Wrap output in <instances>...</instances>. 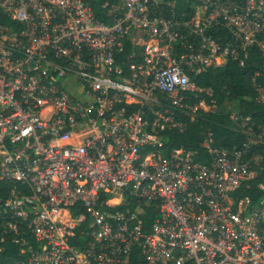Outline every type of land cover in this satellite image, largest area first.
Instances as JSON below:
<instances>
[{
  "label": "built area",
  "instance_id": "2783aa9c",
  "mask_svg": "<svg viewBox=\"0 0 264 264\" xmlns=\"http://www.w3.org/2000/svg\"><path fill=\"white\" fill-rule=\"evenodd\" d=\"M0 0V245L19 264H264V127L206 139L208 163L161 133L206 106L197 76L227 61L264 104V0ZM126 43L131 52L117 57ZM152 214L144 230V217Z\"/></svg>",
  "mask_w": 264,
  "mask_h": 264
},
{
  "label": "trees",
  "instance_id": "16d2710c",
  "mask_svg": "<svg viewBox=\"0 0 264 264\" xmlns=\"http://www.w3.org/2000/svg\"><path fill=\"white\" fill-rule=\"evenodd\" d=\"M96 16L102 21L103 10L101 7L108 3H116V0H87ZM0 23L8 24L7 20ZM131 52V45L126 43L124 51L117 57L118 61L124 59ZM261 57L257 50H252L244 66L239 67L236 62L227 61L221 68L210 70L199 75L194 80L199 88L210 89L212 96L205 94L193 99L191 104L197 106L204 101L206 106L215 107L219 110L205 112L197 110L193 119L181 116L179 122L185 124L182 132L173 129L161 133L162 148L158 150L162 156H168L175 149L197 153V159L209 162L207 150L202 147L203 142L208 139L213 148L232 149L239 147L246 137L237 131L235 123L231 120L232 113L223 110L226 102L235 106L234 113L239 119L249 118L256 127H264V104L255 100V91L251 86L252 76L261 67ZM256 177L247 185H243L237 194L241 198L249 199L256 203L262 198L259 185L264 184V156L255 162ZM152 214L147 211L144 217V230L149 231L148 225L152 220ZM21 260L19 247L9 240L0 245V264H19Z\"/></svg>",
  "mask_w": 264,
  "mask_h": 264
},
{
  "label": "rangeland",
  "instance_id": "374dc122",
  "mask_svg": "<svg viewBox=\"0 0 264 264\" xmlns=\"http://www.w3.org/2000/svg\"><path fill=\"white\" fill-rule=\"evenodd\" d=\"M205 112H211V111H217L219 109L215 108V107H204L203 108ZM225 111H229L232 113V115H235L234 113L236 112L235 106L230 103V102H226L225 105L222 108Z\"/></svg>",
  "mask_w": 264,
  "mask_h": 264
}]
</instances>
